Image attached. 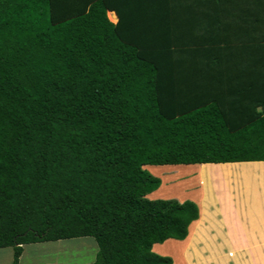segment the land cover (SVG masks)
Wrapping results in <instances>:
<instances>
[{"label": "trees", "instance_id": "1", "mask_svg": "<svg viewBox=\"0 0 264 264\" xmlns=\"http://www.w3.org/2000/svg\"><path fill=\"white\" fill-rule=\"evenodd\" d=\"M241 161H264V0H0L10 264L24 244L79 237L96 242L86 264H172L152 247L184 239L198 206L148 198L161 180L144 166L205 193L203 164H179Z\"/></svg>", "mask_w": 264, "mask_h": 264}, {"label": "crops", "instance_id": "2", "mask_svg": "<svg viewBox=\"0 0 264 264\" xmlns=\"http://www.w3.org/2000/svg\"><path fill=\"white\" fill-rule=\"evenodd\" d=\"M113 12V11H108ZM114 13V12H113ZM115 22L117 16L114 13ZM245 165V171L242 172V177H230L229 180L219 183L215 182L212 192H202V186L199 179L190 177L192 185H196L197 190L192 195L193 200L199 210V216L193 220L188 226L187 236L178 241V239H166V242L184 243L190 235V229L193 224L199 222L201 216L205 215L206 221L202 222V236L196 237L193 247L188 249V257L203 258V259H230L241 260L240 264H264V186L260 185V179L264 178V174L260 171L254 174L256 186H245L242 178L248 181V174L251 168L247 170L249 165H264V161H241V162H225V163H195V164H179L183 166L194 165ZM146 166V165H145ZM170 165H160L162 168ZM148 167V166H147ZM151 169V167H148ZM262 173V172H261ZM256 175L258 181L256 183ZM193 178V179H192ZM163 183V182H162ZM204 183V182H203ZM205 189V187H204ZM205 191V190H204ZM211 191V190H210ZM154 192H152L153 194ZM260 200V205L253 203V197ZM149 195V194H148ZM147 195V196H148ZM151 195V193H150ZM194 196V197H193ZM185 199L179 200L183 201ZM200 224L198 223L197 227ZM194 235V234H193ZM92 238V237H91ZM77 239V240H74ZM88 237H79L72 239H63L57 241L35 242L28 243L22 246V252L19 257L20 264H86L94 261L97 250L96 242H89ZM193 236L191 238V241ZM94 240V239H93ZM88 241V242H85ZM191 241L189 245L191 244ZM259 243V246H256ZM158 243H155L152 249L155 250ZM182 246H180L183 248ZM86 247L92 248L89 253ZM61 248H67L66 251L72 250L63 259L59 261V254L63 251ZM4 249V248H0ZM50 252L53 253L51 256ZM161 252V251H160ZM159 252V253H160ZM165 252V251H164ZM56 253V254H55ZM167 254V253H164ZM12 251L8 254L6 264H10ZM248 260V262H247ZM253 261V263L251 262ZM190 262V260H189ZM230 263V262H229ZM192 264V262H190ZM232 264V263H231Z\"/></svg>", "mask_w": 264, "mask_h": 264}, {"label": "rangeland", "instance_id": "3", "mask_svg": "<svg viewBox=\"0 0 264 264\" xmlns=\"http://www.w3.org/2000/svg\"><path fill=\"white\" fill-rule=\"evenodd\" d=\"M108 17L111 21L115 20V16L112 14V16L108 13ZM249 165V164H248ZM151 167V169H149L148 167ZM162 166V165H161ZM253 166V165H252ZM256 166H261L262 168L264 167V165H256ZM150 173H152L153 175L157 176L160 178L161 183L159 187H165L166 190H170L172 191V189H174L175 193L174 195H166L163 192L159 191V187L157 189H155L152 192H155L153 194L147 196L150 199H158V198H163V199H167V198H175L177 200H182V199H190L192 198V195L195 193V191L197 190L196 185H192V180L190 181V177H192L193 175H189L187 173H185V171H180L179 169L175 168V167H170V168H166L164 169L163 167L161 168L160 165H146L144 166ZM248 167L247 170H249L251 167ZM240 168L242 169V172L245 171V165H218V166H213V165H202V178H203V182H204V186H205V192L211 193L213 187H215V182L221 183L225 182L227 180H229V178L232 177H242ZM259 170V168H258ZM259 172V171H258ZM167 178V180H166ZM246 178H242V180L244 181L243 184L245 186H256L255 185V178L254 177H249L247 178L248 181H245ZM258 181V177L256 175V183ZM163 182V183H162ZM260 185L264 186V179L260 178ZM211 190V191H210ZM151 192V193H152ZM189 193H191V195H188ZM181 194V196H180ZM185 194V195H183ZM257 198L253 197L252 202L253 203H257L258 205H260V200H258L259 198V194H257ZM194 197V196H193ZM207 219L205 217V215L202 216L201 221H200V225L196 228L195 234L193 236L192 242L190 244V246L188 245L186 251H185V256L187 258V260L190 262H192V264H240L241 260L235 259V260H231L230 259H222V258H218V259H203V258H191L190 256L188 257V249H191L193 247V243L196 237H200L202 236V233L204 232L202 229V222H205ZM77 240V239H74ZM89 242H94L93 238L88 237L87 239ZM85 241V242H88ZM180 240H177V242ZM162 243H158L157 247H155V250L153 249L154 252L160 254V255H167L170 256L173 260L172 264H181V261L178 259V257H180V253H178V251H180V246H182V243H175V242H169L170 245H166L167 247L165 248V246L160 245ZM259 243H256V246H259ZM173 248L171 249V251L169 250H165L167 248ZM175 248V249H174ZM67 248H61V250H63L59 256H54L55 258L58 257L59 261H63V259H65V257H67L66 254L70 253V252H74L72 250H68L66 251ZM11 248H4L0 250V264H6V260L8 259V254L10 252ZM87 252L89 253V251H92V248L90 247H86ZM161 251V252H160ZM165 251V252H164ZM160 252V253H159ZM167 253V254H164ZM51 256L53 255L52 252H50ZM56 254V253H55ZM230 262V263H229ZM248 262V260H247ZM251 262L253 263V261L251 260ZM262 263V262H261ZM259 263V264H261ZM250 264V262L248 263Z\"/></svg>", "mask_w": 264, "mask_h": 264}]
</instances>
